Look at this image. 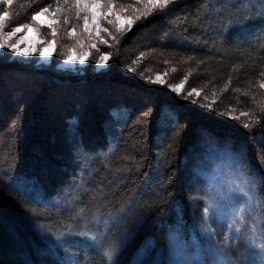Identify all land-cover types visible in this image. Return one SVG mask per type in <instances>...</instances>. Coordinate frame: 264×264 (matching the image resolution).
Here are the masks:
<instances>
[{"label":"trees","instance_id":"1","mask_svg":"<svg viewBox=\"0 0 264 264\" xmlns=\"http://www.w3.org/2000/svg\"><path fill=\"white\" fill-rule=\"evenodd\" d=\"M113 2L126 9L122 16L152 7L143 0ZM70 4L0 0V13H8L5 35L28 24L41 45L55 40L46 66L34 63V55L0 59V264H108L89 237L61 244L57 235L67 230L104 234L114 264H137L139 255L140 264H169L177 248L211 264L215 257L197 231L207 206L206 153L220 150L244 174H264V123L253 122L264 120V15L258 14L264 0H176L123 36L109 15L100 19L101 29L112 33L101 30L108 44L94 26L84 31L90 13L78 18ZM45 7L57 12L55 37L31 19ZM248 11L252 18L244 20ZM69 49L90 58L60 70ZM105 51L110 59L97 65ZM158 76L163 84L151 82ZM177 117L182 134H165Z\"/></svg>","mask_w":264,"mask_h":264},{"label":"snow or ice","instance_id":"2","mask_svg":"<svg viewBox=\"0 0 264 264\" xmlns=\"http://www.w3.org/2000/svg\"><path fill=\"white\" fill-rule=\"evenodd\" d=\"M4 3L11 5L13 0H3ZM148 5H151V9L145 13H140L139 15L134 16H122L121 13L126 12V9L121 8L117 10L115 8L113 0H71L69 5V10L75 8L76 16L79 18L81 12L90 13L89 15L83 16V27L84 31L90 32L95 31V36L99 38L100 43L108 44V40L104 39L100 35L101 30L112 35L109 32L108 28L101 29L100 19H106L109 15H115L116 21L108 20L109 24L115 23L116 31L123 36L137 21L145 20L148 15H152L156 12V9H159L160 12L156 13L159 15L165 14L166 10L170 6L176 4V0H143ZM67 3V0H65ZM107 7L108 11H102V8ZM59 11V9H57ZM49 13V8L45 7L40 9L38 12H34L31 15L33 21H39L42 25H46L51 29V34L53 37L57 34V29L54 27V24L59 21L55 18L57 15L56 11L50 12L51 19L41 17ZM259 15H264V10H262ZM8 16L7 12L0 13V50H7L5 57H0V59L10 58L8 53L12 56H23L29 57L33 54H38L41 57H47L52 54V51L55 50V40L44 42L45 46L37 47V43L40 41L30 40L27 35L21 36L19 39L12 41V37L16 33H20L23 29H27L29 32L32 31V26L18 25L15 26L12 31L7 32L5 35L3 32L4 24L2 21L5 17ZM244 20L252 18V12L248 11L243 14ZM65 23L68 22V17L64 18ZM123 20L124 23H120ZM231 23V22H230ZM69 35L76 34V28L72 27L69 29ZM114 40H118L119 37L113 36ZM21 43H24L25 46L21 47ZM91 48L98 49L96 43H92ZM75 49H69L68 54L64 55V60L69 63L79 62L81 64L85 63L90 58V53L84 52L79 55L74 54ZM111 53L105 51L102 52L98 59L94 62L97 65H105L110 59ZM129 71H133L132 68H129ZM264 75V73H262ZM152 83L163 84V80H153ZM170 88H173L174 91L179 92L180 87L169 85ZM261 87H264V82H261ZM193 92L196 90L193 89ZM197 95L199 93L197 92ZM201 108H207L212 110V105H200ZM264 112V108L261 109ZM145 116L151 115V107L144 112ZM225 115V113H221ZM228 115H231L228 113ZM243 115H247L244 113ZM232 119H236L235 116H232ZM253 122L257 125L264 123L260 117H253ZM179 124L178 117L172 119L167 128H165V134L169 130H172V136L176 137L182 134L183 128H177ZM243 128L251 131L252 124L245 123ZM162 139V137H159ZM156 142V138H154ZM169 148L172 147V144L168 145ZM264 186V174L259 176L254 175L249 170L248 174H239L236 179L233 181L231 187L222 188L214 196H210L207 206L203 208L202 215V224L201 227L204 228L207 232L208 239L211 242L210 246L216 249L218 253L217 258L212 261V264H264V195L261 194L260 188ZM217 218L222 221H229L228 223H222L220 225L221 232L223 233L222 239L214 240L218 235L214 229L211 228L209 221L213 223L216 222ZM227 228L229 231L224 232V229ZM75 236L80 237H89L91 244L100 248H103V256L106 258L108 264H114L113 253L115 249L111 246L104 245V234H101L100 237L96 234L89 232H73L67 230L61 234L57 235V240L61 244H75L80 241L73 239ZM236 248L235 254H231L229 251L232 248ZM183 264H189L187 258L183 261Z\"/></svg>","mask_w":264,"mask_h":264},{"label":"rangeland","instance_id":"3","mask_svg":"<svg viewBox=\"0 0 264 264\" xmlns=\"http://www.w3.org/2000/svg\"><path fill=\"white\" fill-rule=\"evenodd\" d=\"M45 18L51 19L50 17H48L46 15H43L41 17L42 20ZM37 22L40 25H42L39 21H37ZM120 22L124 23V21H120ZM43 26H46V25H43ZM25 35H27L30 40L40 41L39 36H38L36 29L34 27H32L31 32H29L26 28L23 29L20 33H16L11 39L13 42H15V40H17L21 36H25ZM20 46L24 47L25 44L21 43ZM36 46L37 47H43V45H41V41H40V43H37ZM53 52L54 51H52V54H53ZM52 54L50 56H47V57H41L38 54H33L34 59H32V60H34V63H36V64L46 66L50 63ZM33 55H31V56H33ZM31 56H29V57L20 56V57L24 58V59H28ZM80 64L81 63H79V62L69 63V62L64 61L59 66V69L60 70H68V69L73 70L76 67H78ZM83 64H81V65H83ZM159 80H162L161 76H158L156 78V81H159ZM179 87H180V91H181L182 86H179ZM203 161L207 165L206 168L204 169L203 173H202L204 185H205L207 193H208L207 194V203H208L210 196H214L222 188L231 187L232 183L236 179V177L241 173L244 174L239 167L238 160L236 158H233L228 153H224L220 150H215V149L209 150L206 153V156L204 157ZM228 222L229 221H222L219 218H217L215 223H213L212 221H209L211 228L214 229L215 232L218 234L214 238V240L222 239L223 233L221 232L220 225L222 223H228ZM198 225H200V223ZM197 231L204 238V240L207 241V244L209 245V249L211 251V254L216 259L218 253L216 252L215 248L210 246L211 242L208 239V235H207L206 230L200 226V229H198V227H197ZM228 231L229 230L227 228L224 229V232H228ZM192 237H193V233H192ZM234 249H236V248L234 247L231 250H234ZM187 253H189V251H187ZM185 258L188 259L189 264H206L205 260H203V258L199 254H186V253H184V250H181L180 248H177L175 250V253L173 254L172 260L170 261L169 264H183V261L185 260ZM142 259H143L142 255L137 256V258H136L137 264H140Z\"/></svg>","mask_w":264,"mask_h":264}]
</instances>
